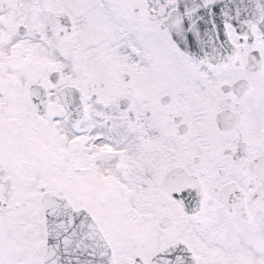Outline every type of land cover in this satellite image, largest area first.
<instances>
[{"label": "snow or ice", "instance_id": "obj_1", "mask_svg": "<svg viewBox=\"0 0 264 264\" xmlns=\"http://www.w3.org/2000/svg\"><path fill=\"white\" fill-rule=\"evenodd\" d=\"M0 264H264V0H0Z\"/></svg>", "mask_w": 264, "mask_h": 264}]
</instances>
